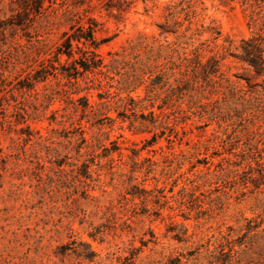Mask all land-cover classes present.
<instances>
[{"label":"rangeland","instance_id":"1","mask_svg":"<svg viewBox=\"0 0 264 264\" xmlns=\"http://www.w3.org/2000/svg\"><path fill=\"white\" fill-rule=\"evenodd\" d=\"M176 1L148 0L146 12L138 1L124 14L99 0H56L51 7L44 2L26 30L7 29L0 35V78L6 82L0 98L10 91L29 115L25 124L36 132L33 145L10 149L15 135L0 125V158L9 155L0 161V264H209L228 235L243 264H264V185L242 195L249 177L242 168L252 166L264 174V167L255 165L264 163V89L246 84L250 74L238 59L241 41L252 32L242 0L197 2L203 22L220 31L216 43L228 47L222 74L245 99L224 102L202 90L199 110L219 112V126L199 118L198 109H190L186 100L166 98L159 87L152 92L153 101L146 100L144 85L117 90L140 74L130 45L140 34L157 36L163 6ZM15 9L2 0L0 19ZM89 19L97 25L96 40L104 41L96 53L112 79L94 75L99 87L94 80L92 88L70 97L86 96L93 115L83 118L80 110L74 111L66 87L51 76L28 91L13 89L53 60L70 26L86 27ZM209 55L203 52L204 58ZM64 60L59 56L61 64ZM78 83L84 87L82 80ZM98 94L117 96L106 102ZM9 103L7 114L13 112L14 103ZM149 112L158 116L156 128L147 122ZM142 118L146 122L139 126ZM78 125L89 148L76 152ZM162 130L173 143L162 136L143 148L152 133ZM233 154L240 173L221 178L218 165ZM79 170H86V176ZM130 191L146 198L143 204L133 199L134 216L131 202H119Z\"/></svg>","mask_w":264,"mask_h":264},{"label":"trees","instance_id":"2","mask_svg":"<svg viewBox=\"0 0 264 264\" xmlns=\"http://www.w3.org/2000/svg\"><path fill=\"white\" fill-rule=\"evenodd\" d=\"M8 1L19 10L15 9V13H12L8 18L0 19V35L2 37H4V32L7 29H12L13 31L15 29L26 30L29 26L28 23L32 22L35 16L41 14L44 2L48 3V7H51L56 0ZM99 1L104 2L106 9H115L119 14L129 12L138 1L143 4L144 11H147L148 0ZM197 2L198 0L193 2L192 0H178L163 6L160 22L156 25L158 28L157 36L152 35L148 37L140 34L137 42L129 47V55L141 65L140 74L132 79L129 85L117 87V90L126 91L130 86H133L134 89L140 85H144L146 100L153 101L152 92L155 87H159V89H163L166 92V98H172L180 102L186 100L190 109H198L197 114L199 118L214 121L219 126L221 123L219 112L215 113L212 111L202 114V111L199 110L202 106L200 104L202 90L206 89L209 95H219L224 102L233 103L238 100L245 101V99L239 87L222 74L221 63L225 59L228 47L216 43L221 37L220 31L216 27L206 25L203 22ZM242 3L248 13V27L252 29V32L250 38L241 41L242 51L238 55V59L246 64V71L250 74V77L245 79L246 84L248 86H261L264 89L262 86L264 83V0H242ZM96 26L95 21L92 19L88 20L86 27L70 26V33H64V40L57 48L53 60H47L46 64H40L31 76L18 81L13 89L28 91L33 88L35 83L44 82L47 77L51 76L66 87L64 94L74 111L80 110L82 113L81 117L83 118L93 115V108L88 104L86 96H82L76 100H73L70 96L92 88L94 80H97L94 78V75L112 79L108 76L109 66L103 64V59L96 53L99 45L104 42L96 40ZM206 33L208 37L202 38ZM206 51L210 55L204 58L203 52ZM74 54L77 57H74ZM61 55L65 56L62 64L59 62V56ZM108 55L118 56L117 53H109ZM54 62L57 63V66L54 65ZM112 62L116 61L113 60ZM89 74L92 75V78L87 76ZM115 74L117 75V73ZM260 78L262 82L259 84L257 79ZM78 80H82L84 83V87L81 89L79 88ZM116 83L119 82L116 81ZM5 85V80L0 78V92ZM97 86H100L99 80H97ZM97 96L100 99L106 100V102H110L117 94L115 96L98 94ZM125 99L118 97L117 101H125ZM10 101L14 103L12 106L13 112L7 114L6 108L9 106ZM129 101L133 106L137 103V101L132 99H129ZM76 102L79 105L82 103L80 107L77 106ZM21 105V102H18L10 91L8 97L2 96L0 98V125L8 133L15 135L14 138H10V149L21 148L27 144L33 145V139L36 135V132L34 133L25 124L29 115L21 108ZM86 110H88L87 114H85ZM148 116V124L156 128L155 124L158 116L153 112H149ZM51 119L54 120V117H51ZM142 120V122H139V126H144L143 122H146V119L142 118ZM134 122L135 120H131L130 125L132 126ZM86 123L90 124V121L87 120ZM21 124L22 127L14 128ZM75 131L79 135L76 152H79L81 148H89L83 136L82 127L78 125ZM162 136H165L163 130L159 134L152 133L150 138L145 140L143 148L152 147L156 140ZM165 137L168 144L173 143L169 135ZM37 139H40V137ZM37 144L35 142V145ZM232 156L234 158H223L222 162L218 165L221 178L226 179L230 174L236 177L240 173L239 163L236 160L237 155L233 154ZM8 157L9 155L1 157L0 161L5 163ZM221 163H225L227 165L226 168H222ZM255 165L256 167H264V163L260 162H256ZM83 167L85 169L88 168L84 164ZM241 171L249 175L246 181L251 185L250 188L247 183L245 184V191H242V195L252 193L264 185V174L257 172L252 166L242 168ZM78 174L86 176V170L83 173L79 170ZM132 188L136 187L132 186ZM141 192L144 194L149 193L144 190H141ZM127 196L130 197L128 198ZM135 198L139 199V204L145 203V197H139V195L131 191L126 192L119 200V202H131V216L137 214V204L133 203V199ZM153 214L155 217H160L158 211H155ZM235 243L229 235L223 237L217 247V254L210 257L209 264H243L239 258L238 251L234 250ZM91 256H94L93 253H91ZM91 258L89 257V259Z\"/></svg>","mask_w":264,"mask_h":264}]
</instances>
